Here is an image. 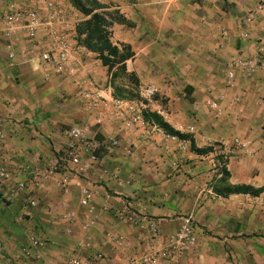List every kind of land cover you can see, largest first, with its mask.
<instances>
[{
    "label": "crops",
    "instance_id": "crops-1",
    "mask_svg": "<svg viewBox=\"0 0 264 264\" xmlns=\"http://www.w3.org/2000/svg\"><path fill=\"white\" fill-rule=\"evenodd\" d=\"M80 3L100 36L76 34L73 78L8 64L0 39V194L12 203V256L0 264H145L185 219L196 241L178 264H264V75L231 67L263 57L264 10L254 0ZM147 84L156 120L123 127L112 100H136ZM71 126L87 128L94 163L87 151L77 166L64 158ZM54 162L63 167L50 173ZM30 238L40 245L23 251Z\"/></svg>",
    "mask_w": 264,
    "mask_h": 264
},
{
    "label": "built area",
    "instance_id": "built-area-1",
    "mask_svg": "<svg viewBox=\"0 0 264 264\" xmlns=\"http://www.w3.org/2000/svg\"><path fill=\"white\" fill-rule=\"evenodd\" d=\"M257 11L264 10V0H254ZM82 16L71 7L68 0H12L0 12V39L3 41L5 59L8 64L25 66L30 63L36 64L51 74L56 76H67L73 78L81 64L82 50L76 41V27ZM251 14H248L244 21H251ZM232 68L249 69V73L258 69L264 75V52L263 57L255 62L237 61L231 65ZM228 80L232 79L229 72ZM158 94L157 88L153 84L141 86L138 90L136 100H112L115 118L123 124V127H141L143 125V115L148 108L153 107V102ZM91 107L99 108L96 97L90 94L83 96ZM212 108L215 105H210ZM159 112V110H156ZM67 144L63 150L64 158L73 166H77L81 161V156L86 151V159L89 163L96 161L95 151L98 146L92 142L87 135L85 126H71L66 130ZM237 144L236 141H233ZM108 146L114 148L117 141L113 138L109 140ZM57 162L49 165L47 171L50 173L61 169ZM174 164V168H176ZM31 175L29 184L36 185L35 175ZM9 179L8 172L0 166V184ZM25 182L17 184V189L22 190ZM65 192V189H64ZM81 205H86L89 194L85 189L80 191ZM28 205L34 207L35 201L29 200ZM125 219L134 223L135 219L128 214ZM158 241L157 235L153 237ZM196 234L192 223L185 219L178 228L170 234L158 250L150 248L144 257L145 264H157L164 261L166 264H178V258L183 250L195 244ZM39 242L28 239L23 251L36 248ZM73 264H77L73 262Z\"/></svg>",
    "mask_w": 264,
    "mask_h": 264
},
{
    "label": "rangeland",
    "instance_id": "rangeland-1",
    "mask_svg": "<svg viewBox=\"0 0 264 264\" xmlns=\"http://www.w3.org/2000/svg\"><path fill=\"white\" fill-rule=\"evenodd\" d=\"M21 219L15 223L19 228H23L27 221L24 217ZM23 238L24 236L21 239ZM1 256L7 259H11L12 256V203L10 198L7 199L0 194V259Z\"/></svg>",
    "mask_w": 264,
    "mask_h": 264
},
{
    "label": "trees",
    "instance_id": "trees-1",
    "mask_svg": "<svg viewBox=\"0 0 264 264\" xmlns=\"http://www.w3.org/2000/svg\"><path fill=\"white\" fill-rule=\"evenodd\" d=\"M68 2L71 5V7L74 8L76 11H78L83 17H87V19L82 20L78 24V26L76 27V34H77V36L81 35L82 33L85 32V30H89V29L91 31H94L95 34H98V36H100L99 30H98V25L100 23V20L97 18V16L96 15H90L89 10L86 9V8H84L81 5L80 0H68ZM143 117H145V118H147V117H153V119H155L157 116L154 115V114H150V113L147 112L146 114L143 115ZM159 126L169 136L176 137L177 139H184L182 135H179L178 133L173 132L172 130H170L164 124L159 123Z\"/></svg>",
    "mask_w": 264,
    "mask_h": 264
}]
</instances>
